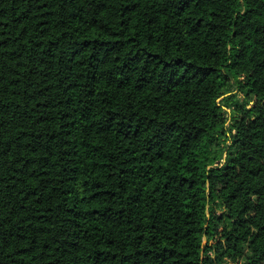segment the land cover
<instances>
[{
    "label": "trees",
    "instance_id": "1",
    "mask_svg": "<svg viewBox=\"0 0 264 264\" xmlns=\"http://www.w3.org/2000/svg\"><path fill=\"white\" fill-rule=\"evenodd\" d=\"M0 264H264V0H0Z\"/></svg>",
    "mask_w": 264,
    "mask_h": 264
},
{
    "label": "rangeland",
    "instance_id": "2",
    "mask_svg": "<svg viewBox=\"0 0 264 264\" xmlns=\"http://www.w3.org/2000/svg\"><path fill=\"white\" fill-rule=\"evenodd\" d=\"M232 96H234V98H232V99H230L231 100V102H235V101H240V102H242L243 101V98L241 97V95H239L238 93H234V94H232ZM230 98V96H227V98ZM226 97H222L221 99H220V101L222 102L224 99H225ZM206 242V239L204 240V243Z\"/></svg>",
    "mask_w": 264,
    "mask_h": 264
}]
</instances>
